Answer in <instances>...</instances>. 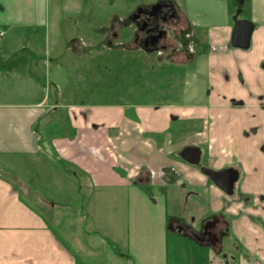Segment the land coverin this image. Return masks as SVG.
<instances>
[{
	"label": "crops",
	"instance_id": "1",
	"mask_svg": "<svg viewBox=\"0 0 264 264\" xmlns=\"http://www.w3.org/2000/svg\"><path fill=\"white\" fill-rule=\"evenodd\" d=\"M173 1L201 44L192 58L179 50L176 42L160 57H152L154 62L172 63L164 75L165 102L152 106L133 101L128 106H113L74 101L72 91L69 99L63 100L59 90L51 97L44 93L40 87L46 88L47 83L30 71H26L30 84L23 92L25 99L0 101V156H17L21 165L32 168L31 162L37 171L31 176L21 166L19 173H14L23 189L0 171V264H101L102 249L114 253L118 243H123L124 254L133 264H216L217 254L211 247L189 244L183 231L167 230L168 219L198 231L212 215L233 212L220 188L175 155L184 143L176 145L182 129L174 133L173 124L181 127V120L202 117L209 107L219 119L221 135L216 137V130L213 137L193 134L191 139L207 141L206 161L213 168L241 163L242 192L250 190L246 182L262 185L260 192H264L260 169L244 168L246 154L258 151L264 138V119H260L264 112L261 116L258 112L259 106H264V21L258 23L255 17L260 14L264 19V0H253V5L260 6V13L254 6L252 10L258 26L251 47L245 50L230 44L228 0ZM44 2L0 0V35L42 27L47 38ZM109 2L118 5L116 0ZM130 9L123 2L121 11ZM127 18L123 13L110 14L108 22L97 27L100 41L90 36L85 39L82 33L68 38L65 48L73 54L72 65L91 64L93 57L95 63L100 59L105 62L106 56L92 55L103 49L142 50L127 47L122 40L121 28L134 29L132 23H126ZM150 59L144 56L145 62ZM11 70L0 69V75L9 77L15 73ZM24 76L21 70V78ZM236 108L247 110V122L259 126L261 132L259 140L255 139L259 135L238 138L240 145L232 148L222 137L239 133L242 120L234 121L229 114ZM61 109L63 115L58 114ZM44 117L46 135L42 138L37 125ZM234 150L239 151L238 158ZM28 179L56 185L62 197L43 193L44 189L32 187ZM82 184L88 192L80 201L91 232L85 231L89 237L74 242L75 236L68 233V228H74L70 208L81 195ZM240 225L238 238L246 248L264 254V239L245 233L259 226L247 219ZM69 241L73 249L67 246Z\"/></svg>",
	"mask_w": 264,
	"mask_h": 264
},
{
	"label": "rangeland",
	"instance_id": "2",
	"mask_svg": "<svg viewBox=\"0 0 264 264\" xmlns=\"http://www.w3.org/2000/svg\"><path fill=\"white\" fill-rule=\"evenodd\" d=\"M74 1L76 4H73ZM132 1H135L136 4L132 5L130 3ZM153 1L154 0H116L118 5H112L109 0H45L44 11L45 20L47 22V38H45L46 31L42 27L34 30L32 29L31 31L26 29L13 33L6 32L4 36L0 35V66H5L10 60H15L17 58H22L23 61L21 65L19 64L17 67L13 68L15 73L12 72L9 77L5 74L0 75V101H20L25 99L23 92H27L30 84L28 83V73L26 71H30L43 80L44 83H47L46 88L40 87L44 93L50 94L51 97L59 90L60 98L63 100L69 99L70 91H72L74 94H72L71 99H74V101L104 102L113 106H128V103H132L133 101L135 103L140 101L149 102L152 106L165 102L164 91L166 82L164 80V75L169 71L168 69H170V64L172 63L162 64L157 61H152V57H157L155 52H146L140 45L132 42L134 29L121 28L120 33L124 37L122 40H126L127 47L131 46L135 49L140 48L142 50H121V47H116L111 51L106 49H103V51H94L92 53L93 56L102 55L103 57H107L103 63L101 59L99 62L95 63L93 57V62L91 64L83 66L79 64L74 67L75 65H72L73 54L65 48L66 44H68L67 39L80 33L84 34L85 39L87 36H90L100 41L102 36L97 27L100 26V24H106L110 14L123 13V15L128 17L129 12L137 5H144L143 3L152 4ZM123 2H126L127 6L129 5L131 9L121 11ZM254 8L255 12L260 13L259 4H254ZM249 10L250 6L246 5L242 16L247 17ZM255 17L259 18L258 21H260V14H257ZM126 23L130 24L129 21H126ZM12 51L15 52L12 53ZM144 56L151 58L149 60L150 62H145ZM90 66H92V68H90ZM21 70H23L26 75L22 78ZM257 82L259 83V80H257ZM56 87H58V89ZM233 106H235V104ZM207 109V112L202 117L181 120L182 128L176 127V123L173 124L172 131H174V133L182 129V136L179 140V144L176 145L185 144L184 140L186 138H184V135L201 134L206 138H210L211 136L213 137L214 131L216 130V137L221 135L219 119L216 118V114L211 107ZM258 112L261 116V112L263 114L264 111L260 109ZM58 114L63 115L62 109ZM229 114L234 121L241 119L242 125L241 127H237V129H239L237 132L239 133L228 136L224 135L222 137L227 142L226 145L228 147H238L240 145V143L237 142V140H239L238 138H255L256 135L260 134L261 131L259 126L257 127L255 124L247 122L249 120L247 118V110L236 108L235 111L231 110ZM260 119L262 120L264 118L261 116ZM46 121L47 117H44L37 125V130L42 138L46 135L44 131V124ZM184 130L187 131L184 133ZM232 130L234 131L235 129ZM233 131L231 133H233ZM259 137L260 135L255 139L259 140ZM174 139L177 140L178 138ZM263 141L264 138L261 144ZM184 144L181 145V148L175 153V155H177L176 158L179 160L181 159L179 152L184 147ZM198 145L204 151L201 160L202 163H204L207 160V141L206 143L198 142ZM251 150H254L253 144ZM257 150L258 151L252 152V154H246L247 152H245L248 156L246 158L247 166L244 168L251 166L252 170L260 169L261 173L259 178H263L264 181V173L262 175V172H264V153L259 148H257ZM233 153L235 158H238L237 155L239 151L234 150ZM0 157V171H2L5 177L23 189V185L19 184L14 174L19 173L21 166H23L21 165V158L17 156ZM34 165L35 164L30 162L32 168L28 167L27 169V167L24 166L23 168L25 171L31 172V176H34L37 175V171L33 168L35 167ZM56 169L60 170V167L57 166ZM246 174L250 176V173ZM27 181H29L28 183L32 187L44 189L43 193H48L55 197H62L56 185H50L46 183L45 180L42 182L40 180L34 181L33 179H28ZM245 185H248L247 182ZM256 185L259 188L262 187L260 184ZM82 186L81 195L77 196L76 202L73 204L74 206L70 208V216H74V218H72L74 228L72 231L68 228V233H72L75 236L74 239H76V241L74 240V242H77L78 239L80 241L88 238L89 235H87L85 231L91 232V222L86 218V211H84L86 209L85 205L80 201L82 199L85 200L88 190L84 184H82ZM68 192L69 190H67L64 195L66 196ZM226 199L228 203L227 208H229V197H226ZM37 208L40 209L39 206H37ZM232 242L233 240H230L228 237H224L223 239V244L229 246V251ZM71 243L72 242L69 241L67 246L73 249L69 245ZM189 244L193 243L189 241ZM98 249L102 248L99 247ZM224 249L226 250L227 247ZM102 250H104L102 251L104 256L101 260V264H133L124 254L125 247L123 243L117 244L114 253L107 249ZM106 251H109V255ZM231 252L232 251L225 256V264H235L234 260L236 256L238 259L244 260L241 249L237 251V253L234 252L236 256L233 255L234 253L231 254ZM215 257L217 258L216 264H220L221 262V264H223L222 258L217 255Z\"/></svg>",
	"mask_w": 264,
	"mask_h": 264
},
{
	"label": "flooded vegetation",
	"instance_id": "3",
	"mask_svg": "<svg viewBox=\"0 0 264 264\" xmlns=\"http://www.w3.org/2000/svg\"><path fill=\"white\" fill-rule=\"evenodd\" d=\"M156 3H161L162 5L159 8L152 9L150 14L141 12L138 17H135L134 21L131 20V17L134 16L140 6L148 7L150 9V7ZM228 5L230 9V23L232 24V27V17L237 13V11H239L237 18H246L254 23L252 35L255 28L258 26V23L260 21L262 22V20L264 21L261 17L258 23L254 20L252 13L254 6L253 0H228ZM246 5L250 6L247 17L242 16ZM127 21L132 23L134 26L132 42L140 45V47L146 52H155L156 56L160 57V55L163 54V50L170 47L172 42H176L179 50L184 51V54L188 56V58H192V56L196 55L198 46L200 47L201 42L194 27H192L185 14L183 15L173 0H155L152 4L137 5L130 12ZM252 35L250 46L247 49H249L252 45ZM263 63L264 61L262 64ZM259 107L262 111H264V106ZM192 135L193 134L186 136V139L184 140V147L191 145L197 146L201 151L200 161L197 164H190L184 160L186 163L197 167L199 170L201 167H208L214 170L233 167L238 171V178L234 183L232 194H226L222 190L226 197H229V208L233 212L229 216H226L223 213L212 215L204 220L198 231L193 230L187 224L181 226L174 221L170 223V227L173 229L180 228L181 231L184 232V236L188 238L189 241L197 245L211 247L217 256L222 258L223 264L226 263L224 258L227 253L230 251H232L231 254L234 252L237 253L240 249L244 255L243 258L245 261H242V259L240 260V258L238 259L234 253L233 255L236 256V259L234 260L235 264H264V254L258 252L253 253L250 249H247L246 245L242 243L240 238H238V235L241 234L240 221L242 219H247L251 223L257 224L259 227L257 229L254 227V232L248 228V231L245 233L249 235V237L254 236L256 239L259 237L264 239V192H260V188L257 187L256 182L247 183L248 185L246 186L249 187V192H242L241 188L242 185H244V175H242L243 168L241 163L227 165L220 169L213 168L207 161L202 163L201 160L204 151L198 145V142L191 139ZM259 149H261L264 153V141L260 144ZM224 237H228L230 240H233L230 251L229 246H225L223 244ZM225 247H227L226 250L228 251L224 249Z\"/></svg>",
	"mask_w": 264,
	"mask_h": 264
},
{
	"label": "water",
	"instance_id": "4",
	"mask_svg": "<svg viewBox=\"0 0 264 264\" xmlns=\"http://www.w3.org/2000/svg\"><path fill=\"white\" fill-rule=\"evenodd\" d=\"M162 4L156 3L150 7L140 6L131 20L134 21L135 17L139 16V13L152 12V9L159 8ZM233 15V27L231 31V44L234 47L247 49L250 46L251 35L254 29V23L246 18H237V14ZM264 68V63L262 64ZM180 157L190 164H197L200 161L201 151L197 146H185L179 152ZM201 172L205 174L210 181L223 190L226 194H232L234 183L238 178V171L233 167H227L220 170H214L208 167H201ZM180 232L181 229L177 228Z\"/></svg>",
	"mask_w": 264,
	"mask_h": 264
},
{
	"label": "trees",
	"instance_id": "5",
	"mask_svg": "<svg viewBox=\"0 0 264 264\" xmlns=\"http://www.w3.org/2000/svg\"><path fill=\"white\" fill-rule=\"evenodd\" d=\"M22 58H17L15 60H10L5 66H0V69H6V70H11L15 67H17V65H21L22 64ZM173 220L172 219H168L167 221V230H174L173 228L170 227V223H172Z\"/></svg>",
	"mask_w": 264,
	"mask_h": 264
}]
</instances>
